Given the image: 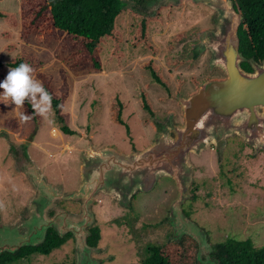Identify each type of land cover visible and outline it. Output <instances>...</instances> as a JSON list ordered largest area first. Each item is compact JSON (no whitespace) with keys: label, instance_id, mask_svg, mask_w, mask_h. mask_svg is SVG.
Here are the masks:
<instances>
[{"label":"rangeland","instance_id":"374dc122","mask_svg":"<svg viewBox=\"0 0 264 264\" xmlns=\"http://www.w3.org/2000/svg\"><path fill=\"white\" fill-rule=\"evenodd\" d=\"M46 1L0 0V10L17 13L19 18L15 28L0 19V59L3 62L0 76H7L11 68L8 63L25 43L45 62L43 69L54 76L53 86L60 83L59 69L67 68L73 92L66 109L70 113L69 126L73 133L66 134L61 130L52 109L38 122L19 119L23 105L13 104L0 111V217L5 223L19 218L35 192L25 174L15 166L13 151L21 154L23 147L27 148L51 182L61 183L67 190L75 189L81 178L80 156L91 142L99 148L115 147L129 153L153 141L156 129L148 122L151 115L141 107L139 94L142 88L148 92L160 121L165 120L170 111H174L177 121H182L177 92L182 95L195 92L193 77L205 80L225 76L221 69L209 68V51L195 54L199 34L214 27L215 12L207 5L182 0L162 9L163 20L152 22L150 26L151 39L158 47L157 55L142 47L131 46L138 19L123 15L118 23L123 33L124 58L120 62L110 60L111 44L108 43L100 54L101 70L91 66L72 70L67 65L72 50L59 44L49 14L35 17L40 5ZM6 30H11V37L3 36ZM178 34L185 37L175 41ZM11 43L15 48L8 50L6 47ZM194 54L196 58L192 65L177 67L172 64L174 59ZM150 59L169 79L170 91L155 82L151 72L143 67ZM181 80L183 84L179 88ZM115 96L127 103L123 110V125L114 123L110 117V103ZM192 160L195 173L191 190L198 198L188 200L184 208H192L189 217L207 231L210 243L218 247V243L233 237L250 238L256 246H263L264 152L254 154L253 148L236 136L229 138L222 159L212 145L200 156L193 154ZM176 196L175 182L166 176L152 191L138 193L129 209L115 199L99 194L93 209L95 225L101 230L98 245L101 250L93 256L104 259L102 264H141L148 243L173 238L167 216ZM63 202L68 210H79V203ZM74 247L73 237L48 255L33 254L15 264H73Z\"/></svg>","mask_w":264,"mask_h":264},{"label":"water","instance_id":"95a60500","mask_svg":"<svg viewBox=\"0 0 264 264\" xmlns=\"http://www.w3.org/2000/svg\"><path fill=\"white\" fill-rule=\"evenodd\" d=\"M181 1L148 0L145 11L154 17L162 7ZM191 1L215 12L214 27L199 34L195 54L209 51V68L221 69L225 76L199 82L189 95L177 92L182 121L176 120L175 113L158 121L153 141L142 149L127 153L115 147L99 148L91 142L80 156L81 178L75 189L51 182L27 148L23 147L21 154L13 151L15 166L35 192L15 222L5 223L0 217V256L43 243L53 227L61 237L73 234V264H102L104 259L93 256L101 248L88 243L90 228L96 223L93 207L97 196L107 195L129 209L136 194L152 191L166 176L174 180L177 189L167 216L172 236L180 239L188 235L197 242V264L219 263L211 256L218 247L184 210L185 203L194 197L192 155L200 156L213 145L222 159L229 138L236 136L251 146L254 154L264 152V60L248 58L241 52L239 28L244 16L233 0ZM243 62L252 70H246ZM63 201L79 203V210H68Z\"/></svg>","mask_w":264,"mask_h":264},{"label":"trees","instance_id":"16d2710c","mask_svg":"<svg viewBox=\"0 0 264 264\" xmlns=\"http://www.w3.org/2000/svg\"><path fill=\"white\" fill-rule=\"evenodd\" d=\"M148 0H47L40 5V9L35 14L38 18L42 14L48 13L52 25L56 31V37L59 44L64 49H71L67 59V65L70 69H82L91 66L96 70L103 68V62L100 54L104 51L105 45L110 43V60L117 59L119 62L124 58L125 52L122 48L123 33L119 26V18L129 14L137 18L135 31L132 35L130 44L132 47H142L147 51L157 55L158 47L155 45L150 36V26L152 22H161L163 20L162 7L154 17L144 10ZM235 8L244 16L243 22L239 28L240 50L250 58L254 57L258 61L264 60V0H233ZM0 19L4 20L11 28L19 25L18 14L0 10ZM11 30L3 31L4 37H11ZM185 37L178 34L174 37L179 41ZM194 44V43H193ZM192 44V49L194 47ZM8 50L15 48L14 44L6 47ZM196 55L181 59H174L172 64L180 67L184 64L192 65ZM27 63L33 69V77L38 80L51 95V109L58 121L61 130L66 134H72L73 131L69 126L70 113L66 109L73 88L70 75L65 67L59 69L60 83L53 86L54 76L48 73L43 66L45 62L41 60L38 52L28 44H22L19 54L14 57L8 64L15 67L20 63ZM243 67L250 68L248 62H243ZM3 62L0 59V67ZM143 67L151 72L155 82L170 91V81L164 75L161 67L150 59L143 63ZM5 78L0 76V81ZM196 89L198 83L203 80L192 78ZM207 79V78H206ZM183 80L179 82V88ZM3 92V89H0ZM140 103L144 111L151 115L148 120L155 127L157 121L156 109L153 102L145 89H141ZM13 104L11 100H4L0 97V111H3ZM127 103L119 96H115L110 103L111 120L123 125V110ZM21 113L28 116L26 122H38L42 115L35 113L31 104L26 100L21 108ZM174 113V111H170ZM198 195L194 193L193 201L197 200ZM64 205V202H62ZM186 214L190 216L193 213L192 208H184ZM91 235L88 237V243L98 246L101 239V230L98 225L90 228ZM73 238L70 232L61 237L58 232L51 227L48 230L46 239L43 243L36 246H24L14 253L4 252L0 256V264H15L20 259L30 258L33 254L48 255L53 250L60 248L69 239ZM196 241L185 235L181 240L170 239L164 242H151L146 247V255L141 264H197ZM218 264H264V245L256 246L250 239L227 238L225 241L218 243ZM65 264V263H54Z\"/></svg>","mask_w":264,"mask_h":264},{"label":"clouds","instance_id":"9594fccd","mask_svg":"<svg viewBox=\"0 0 264 264\" xmlns=\"http://www.w3.org/2000/svg\"><path fill=\"white\" fill-rule=\"evenodd\" d=\"M32 73V67L24 62L11 67L7 76L0 81V89H3L0 97L10 99L16 106L23 105L27 100L35 113L47 117L51 111L52 97ZM18 116L21 121L28 119L24 113Z\"/></svg>","mask_w":264,"mask_h":264},{"label":"flooded vegetation","instance_id":"af4514ba","mask_svg":"<svg viewBox=\"0 0 264 264\" xmlns=\"http://www.w3.org/2000/svg\"><path fill=\"white\" fill-rule=\"evenodd\" d=\"M250 66V68H247V67H244L246 70H249V71H251L252 70V67H251V65H249ZM137 195V194H136ZM135 195V196H136ZM134 196V197H135ZM171 237V236H170ZM172 239H175V240H180V239H178V238H172ZM217 244V243H216ZM218 252H219V248L216 250V251H213L212 253H211V256H212V258H219L218 257Z\"/></svg>","mask_w":264,"mask_h":264}]
</instances>
